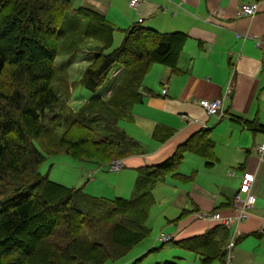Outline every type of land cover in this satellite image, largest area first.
Returning <instances> with one entry per match:
<instances>
[{
    "label": "trees",
    "instance_id": "16d2710c",
    "mask_svg": "<svg viewBox=\"0 0 264 264\" xmlns=\"http://www.w3.org/2000/svg\"><path fill=\"white\" fill-rule=\"evenodd\" d=\"M118 30L103 14L75 8L72 0H0V179L12 190L0 197V264H115L150 235L146 222L154 187L167 175L191 178L178 171L183 154L192 151L207 165L215 159L209 129L203 128L166 160L137 168L130 198L92 196L39 172L45 154L109 163L148 152L120 123L132 121V108L143 99V79L154 64L178 72L187 34L136 22L120 30L122 42L110 50ZM61 42L71 53L92 56L73 84L54 63ZM115 66L122 67L120 75L99 92ZM71 85L92 92L77 111L68 103ZM244 122L251 130L262 127ZM173 133L157 125L151 138L162 143ZM229 233L219 223L201 235L170 241L193 252L201 264L223 263Z\"/></svg>",
    "mask_w": 264,
    "mask_h": 264
},
{
    "label": "crops",
    "instance_id": "0c3cea01",
    "mask_svg": "<svg viewBox=\"0 0 264 264\" xmlns=\"http://www.w3.org/2000/svg\"><path fill=\"white\" fill-rule=\"evenodd\" d=\"M72 3L75 8L103 14L119 32L141 18L140 23L146 27L161 32L182 31L187 39L178 72L170 73L167 67L154 64L143 79V99L133 106L132 121L121 122V128L148 152L122 159L123 167L115 172L108 170L107 163L95 161L72 165L76 172L69 186L81 187L92 196H127L133 191L137 168L161 163L196 132L209 129L215 159L207 165L205 158L186 151L181 162L185 168L190 166L178 170L191 178L178 180L171 176L154 187V198L159 196L165 201L162 210L156 207L155 216L159 213L162 229L170 240L201 235L219 224L210 218L214 211L236 214L232 204L241 175L252 172L251 191L256 201L247 218L238 224L230 264H264V160L255 149L264 143V0H141L137 9H131L128 0ZM242 3H257L256 13L237 17ZM107 91L108 96L111 90ZM214 98L223 99L226 116L207 115L198 104ZM244 120L256 121L262 127L251 130ZM157 125L173 129V135L165 142H155L151 136ZM150 213L154 215V208ZM170 240L167 242L172 246L165 253L159 255L161 248L145 244L130 260L156 254L154 264L169 258H191L193 264H201L193 252ZM151 249L154 251L149 252Z\"/></svg>",
    "mask_w": 264,
    "mask_h": 264
},
{
    "label": "rangeland",
    "instance_id": "374dc122",
    "mask_svg": "<svg viewBox=\"0 0 264 264\" xmlns=\"http://www.w3.org/2000/svg\"><path fill=\"white\" fill-rule=\"evenodd\" d=\"M122 39H123V33L119 31H115L113 44L110 50L119 46L122 42ZM84 57L87 58L86 61L83 60ZM91 60H92V56L89 57L87 53H84V52H78V53L72 52L71 53L70 50L68 49V45H65L64 42H61L60 52L55 58L54 63L57 68L63 70L64 73L67 74L69 83L73 84L80 78L85 67L90 63ZM121 71H122L121 66H115L112 69L110 76L105 82V84L99 89V92H103L106 89V87L110 85V83L113 82V80H115L120 75ZM70 90H71V96H70L68 103L70 107L75 111L79 110L84 105V103L87 101L88 96L92 93V92H89L84 87L78 86V85H71ZM109 91H107V94L109 93ZM120 126H121V123H120ZM53 142H55L54 138H52L49 141L51 145ZM36 143L38 147L41 149L40 144L38 142ZM181 163L182 164H179L178 168L179 167L182 168L183 166L184 169L187 170V168L190 166V165H187L185 168V164L183 162ZM75 164H77V162L74 161V159H72L69 155H67L64 152H60L58 154H45V160L39 167V172L43 175H47V177L54 182L69 186L72 183L71 176L73 172H76V170L72 167V165H75ZM170 177L171 175H167L165 179H168ZM6 186H7V182L5 180L0 179V197H2L5 194L6 195L9 194L12 191L11 189L7 190L8 187ZM131 195L132 193L130 192L129 194H127V196H121V197L130 198ZM108 199H112V198H108ZM164 202L165 201L161 200L159 196L155 197L156 204H154V206L151 207V208H154V215L150 213V216L148 217L147 222H146L147 226L150 228V235L148 236L147 239H145L140 244L135 246L125 257H123V259H121L115 264H131L132 261L134 260V259L130 260L131 257L137 251H139L145 244H149L151 245V247L155 246L157 248H161L162 253H159V255L165 253L164 251L166 249L171 248L172 245L170 242H166L163 244V246H161L162 243L157 240L158 236L161 233L166 234V231L162 229V226L159 220V213H157V215L155 216L156 207H159V208L161 207L160 209L162 210V205H165ZM154 256H156V254H153L151 257L147 255L146 257L148 258L144 264H154L155 263ZM146 257L143 258V261L144 259H146ZM176 260L169 258V260L167 261H176L179 264H193V260L191 258H186L185 260H179V259H176Z\"/></svg>",
    "mask_w": 264,
    "mask_h": 264
},
{
    "label": "built area",
    "instance_id": "2783aa9c",
    "mask_svg": "<svg viewBox=\"0 0 264 264\" xmlns=\"http://www.w3.org/2000/svg\"><path fill=\"white\" fill-rule=\"evenodd\" d=\"M141 0H128V5L131 9H137ZM257 3H242L237 9V17L252 16L257 11ZM142 21L141 18L138 20ZM230 90V89H229ZM228 90V91H229ZM166 89L162 90L164 94ZM223 99L214 98L211 100L198 101L199 106L206 112L207 115H215L218 118L226 116L223 109ZM183 119L189 120L186 114L181 115ZM256 153L260 159L264 160V143L258 144L255 147ZM123 167V161L119 158H115L107 164L109 171L115 172ZM254 182V174L249 171H245L241 175V181L239 188L233 198L232 209L236 212L235 215H222L220 211H214L210 218L218 223L222 224L225 228L229 229V237L225 245V256L223 264H230L233 258V249L236 245L237 236L239 233L238 224L245 220L249 214L251 208H253L256 197L251 191L252 184ZM171 236L161 234L159 240L162 242L169 241Z\"/></svg>",
    "mask_w": 264,
    "mask_h": 264
}]
</instances>
